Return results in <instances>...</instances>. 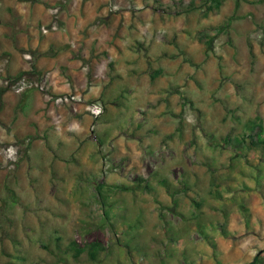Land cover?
Masks as SVG:
<instances>
[{
	"label": "rangeland",
	"instance_id": "1",
	"mask_svg": "<svg viewBox=\"0 0 264 264\" xmlns=\"http://www.w3.org/2000/svg\"><path fill=\"white\" fill-rule=\"evenodd\" d=\"M256 1L0 0V264H264Z\"/></svg>",
	"mask_w": 264,
	"mask_h": 264
},
{
	"label": "trees",
	"instance_id": "2",
	"mask_svg": "<svg viewBox=\"0 0 264 264\" xmlns=\"http://www.w3.org/2000/svg\"><path fill=\"white\" fill-rule=\"evenodd\" d=\"M208 1V5L206 8V15L208 13L211 12H216L220 9V7L222 6L223 2L226 0H207ZM256 2H261V0H257ZM239 6V0H235V8L237 9ZM195 6H194V0H190L188 7H186L185 9V13H189L192 10H194ZM228 25V24H227ZM226 26H222L220 29L217 30V33H221L224 31V28ZM207 45L210 46L212 41L209 39L208 41H206ZM22 75H24V72H21L18 74L19 78L22 77ZM162 75V71L160 69L156 70V71H152L149 74V78L150 80H154L156 77ZM244 138L245 139H237L235 138L234 140H232L235 144H242L243 141H245L246 139H249L251 142L249 144L254 145V143L256 142V144L262 143V134H263V126H262V122L260 120L257 121H248L245 123L244 125ZM244 145V143L242 144V146ZM131 188H126V190H130ZM174 194V193H173ZM71 250L73 252V254H75L76 256H78L80 253H82L84 251V249L82 248H77V246L75 245V243H71ZM90 256L93 259L94 256H96V253L99 250V247L96 246L95 244H92L90 246ZM258 262V257L255 256L253 258V261L247 264H256Z\"/></svg>",
	"mask_w": 264,
	"mask_h": 264
},
{
	"label": "crops",
	"instance_id": "3",
	"mask_svg": "<svg viewBox=\"0 0 264 264\" xmlns=\"http://www.w3.org/2000/svg\"><path fill=\"white\" fill-rule=\"evenodd\" d=\"M66 48H67L66 45H60L57 47L50 45V46H48V48L46 50L39 52V54H41V57H45L47 54V57L56 58L61 52L65 51ZM29 54H31V53H29ZM16 70H14V71H16ZM23 96L25 99H27L25 102V108H23V109L27 110V109H29L30 99L36 98V95H34L32 93L31 94L26 93ZM23 109L21 108V110H23Z\"/></svg>",
	"mask_w": 264,
	"mask_h": 264
},
{
	"label": "built area",
	"instance_id": "4",
	"mask_svg": "<svg viewBox=\"0 0 264 264\" xmlns=\"http://www.w3.org/2000/svg\"><path fill=\"white\" fill-rule=\"evenodd\" d=\"M12 87L17 88L18 93H22L23 91L34 87V85H32L30 83H26V81L24 79H22V77H21L19 81H17L14 85H12ZM35 87L38 88L39 90H42L41 86L36 85Z\"/></svg>",
	"mask_w": 264,
	"mask_h": 264
}]
</instances>
